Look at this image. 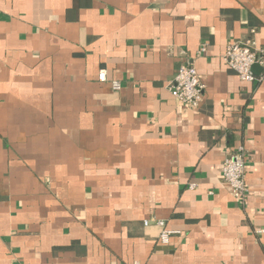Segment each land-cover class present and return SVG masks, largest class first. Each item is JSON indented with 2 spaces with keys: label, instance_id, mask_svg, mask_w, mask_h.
<instances>
[{
  "label": "crops",
  "instance_id": "crops-1",
  "mask_svg": "<svg viewBox=\"0 0 264 264\" xmlns=\"http://www.w3.org/2000/svg\"><path fill=\"white\" fill-rule=\"evenodd\" d=\"M251 38L264 0H0V264H264V65L223 57ZM184 63L199 109L170 90Z\"/></svg>",
  "mask_w": 264,
  "mask_h": 264
},
{
  "label": "built area",
  "instance_id": "built-area-1",
  "mask_svg": "<svg viewBox=\"0 0 264 264\" xmlns=\"http://www.w3.org/2000/svg\"><path fill=\"white\" fill-rule=\"evenodd\" d=\"M205 51L201 47L199 54ZM264 49L258 46L254 39L238 40L230 43L225 51L224 60L243 81L254 82L257 80L253 67L257 64L264 65ZM99 80L107 81L106 70H100ZM115 89H121L119 81H112ZM204 85L199 78L198 71L193 64H181L172 81L170 90L172 95L182 104L193 109H199L204 100ZM246 151L243 146L230 149L223 165V180L228 184L235 198L245 202L249 187L246 180ZM191 187H194L193 185ZM149 222L146 221V224ZM162 227L160 242L169 244L173 230L167 229L163 220L158 221ZM264 233V228L258 230Z\"/></svg>",
  "mask_w": 264,
  "mask_h": 264
}]
</instances>
